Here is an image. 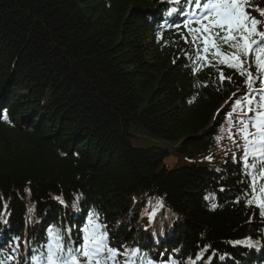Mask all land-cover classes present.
Segmentation results:
<instances>
[{"label":"trees","instance_id":"trees-1","mask_svg":"<svg viewBox=\"0 0 264 264\" xmlns=\"http://www.w3.org/2000/svg\"><path fill=\"white\" fill-rule=\"evenodd\" d=\"M159 1L0 0L6 264H44L49 230L79 246L88 211L119 250L115 264H264V218L248 203L255 170L243 142L230 157L220 156L226 138L215 149L234 100L250 92L256 109L260 93L233 69L198 63L188 27L158 35L147 19ZM244 111L237 130L252 115ZM133 129L174 146L179 160L167 166V148L132 145ZM142 193L158 195L161 211L145 215Z\"/></svg>","mask_w":264,"mask_h":264},{"label":"snow or ice","instance_id":"snow-or-ice-1","mask_svg":"<svg viewBox=\"0 0 264 264\" xmlns=\"http://www.w3.org/2000/svg\"><path fill=\"white\" fill-rule=\"evenodd\" d=\"M171 2L178 4L180 0ZM188 2L202 9L196 20L185 21V27H188L191 36L190 42L197 44V62H203L206 66L218 64L233 69L245 78L244 82L249 90L260 93L256 109L253 108L254 97L249 92L246 97L234 100L227 115L231 123L233 113L243 105H246L247 111L242 112V116L248 117L249 113H252L250 118L240 121L238 134L243 140L244 166L255 170L251 173L252 199L248 203L254 204L259 209V215L264 218V10L257 6L254 12L258 13V16L250 11L252 0H206L204 3H201V0H188ZM253 64L255 74L250 70ZM231 79V76L225 77L223 71H219L221 83L225 80L230 82ZM256 81L261 84L259 89H253ZM233 95L235 96V93ZM0 120L11 123L6 112L0 113ZM212 208L215 209L216 205L212 204ZM82 232V243L71 247L64 243L60 232L49 230L50 242L47 244L44 264H109L110 261L115 264L119 250L108 245L107 233L96 222L95 214L89 216L87 226ZM234 243L252 246L250 240ZM33 260L34 264H40L39 257H33ZM0 264L6 262L0 260Z\"/></svg>","mask_w":264,"mask_h":264},{"label":"rangeland","instance_id":"rangeland-1","mask_svg":"<svg viewBox=\"0 0 264 264\" xmlns=\"http://www.w3.org/2000/svg\"><path fill=\"white\" fill-rule=\"evenodd\" d=\"M159 14V11L156 10L154 17ZM150 19H147L149 21ZM133 137L131 138L132 145L136 147H148V146H155L157 148H167L170 156L164 160V163L167 166H172L174 163L179 160L177 157L173 155V147L172 145H168L167 143L163 142L162 140L150 138L147 134L140 129H133L132 130Z\"/></svg>","mask_w":264,"mask_h":264},{"label":"bare ground","instance_id":"bare-ground-1","mask_svg":"<svg viewBox=\"0 0 264 264\" xmlns=\"http://www.w3.org/2000/svg\"><path fill=\"white\" fill-rule=\"evenodd\" d=\"M169 145V144H168ZM170 146V145H169ZM144 193H142L141 195L143 196V198H147V197H149V198H154V199H159L160 197L158 196V195H147V194H144ZM132 208V207H131ZM133 210H135V208H133V209H131L130 210V212L131 211H133ZM165 212H167L168 214H170L168 211H165ZM58 219V218H57ZM53 221H56L55 219H53ZM133 221H134V219H133ZM139 222V221H138ZM136 224H138V223H136ZM167 229H169V226H165ZM111 264V263H110Z\"/></svg>","mask_w":264,"mask_h":264}]
</instances>
